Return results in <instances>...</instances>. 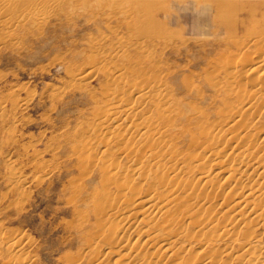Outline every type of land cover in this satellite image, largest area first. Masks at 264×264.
<instances>
[{"label": "rangeland", "instance_id": "obj_1", "mask_svg": "<svg viewBox=\"0 0 264 264\" xmlns=\"http://www.w3.org/2000/svg\"><path fill=\"white\" fill-rule=\"evenodd\" d=\"M49 1L0 0V264L14 255L25 264H123L121 256L132 247L153 263L174 264L162 249L143 245L147 235L136 224L115 240L109 233L117 223L107 217L122 209L118 197L134 196L121 187L147 192L142 181L146 171L137 178L140 171L130 164L157 143L129 132V123L120 117L98 131V119L102 124L107 106L115 111L136 104L137 124L147 118L152 125H166L160 130L165 141L154 138L163 142L155 152L161 157H170L173 150L172 157L181 154L170 165L167 159L162 163L173 168L187 192L194 189L196 197L201 195L202 188L195 189L201 172L214 176L218 167L186 159L203 156L204 147H196L201 131L214 127L211 131L220 134L217 125L230 114L225 106L233 103L236 109L237 100L224 95L231 83L235 91L259 93L254 88L260 72L249 75V66L243 67L264 53V0ZM128 83L149 95L160 86L166 94L157 103L154 96L142 102L130 96L134 90ZM160 102L164 111L171 110L168 120L167 113L156 111ZM250 122L251 134L261 131L255 141L264 138V112ZM225 139L220 144L227 154L231 145ZM110 141L113 145L105 149ZM257 148L264 156V142ZM103 160L119 167L116 183L107 188ZM216 176L213 184L221 202L229 183L221 181L224 175ZM14 178L25 182L15 186ZM177 195L187 198L183 190ZM234 200L230 196L228 204ZM176 231L188 228L177 226ZM8 242H17L18 254ZM198 252L196 246L192 255Z\"/></svg>", "mask_w": 264, "mask_h": 264}, {"label": "bare ground", "instance_id": "obj_2", "mask_svg": "<svg viewBox=\"0 0 264 264\" xmlns=\"http://www.w3.org/2000/svg\"><path fill=\"white\" fill-rule=\"evenodd\" d=\"M51 2H53V0ZM218 6H220V4ZM126 14H128V12ZM118 40L120 41V39ZM119 53H121V51ZM263 54L264 53H262V56L261 54H256L258 56L255 55L256 57H251L249 59L247 58L248 60L244 62L245 65L239 63L241 66L244 65L243 68L249 66V75H254L260 72V74L258 73V82H256L257 80L255 81L256 86L254 88L255 91L259 93L249 95V91L247 93L245 88L240 90L237 87V90L239 89V91H235V86H233L234 92L232 91L233 84L231 83V86H229V89L224 92V95H226L227 98L234 97L237 100L238 105L236 106V109L233 110L235 105L231 107L233 103H231L232 105L225 103L228 104V106L225 107L229 108L230 114L228 111V113L225 112L227 113V116L229 114L228 118L225 117L228 119L227 121H225L226 119L223 117L225 113L222 115L221 119L224 120L223 122L221 120V122H219L220 125H217L222 127L220 129L221 132L219 131L220 134H214L216 130L214 127H212V129H215L213 130L214 132L211 131L212 129L202 130L198 141L199 143H196V147L197 149L204 147L202 150L204 155L198 156L197 159H193L191 158L192 156H188L186 159V161L192 163L194 160H197L196 162L200 163L198 166H204V164L207 163V166L209 165V167H218L219 172L216 175H224V178L221 181H224L226 184L229 183L227 185V190L224 192L225 198L223 197L221 202L217 201V198L219 197H216L218 188H216V186L213 184V180H215L214 178L217 177L216 175L212 176L207 172H201L202 174L197 180L198 182L195 183V189L198 190L199 187L202 188L200 190L201 195L196 197L195 190L192 189L191 192H187L189 190H187L188 186L186 184L182 185V179L179 178L172 167L167 166L166 163L170 165V163L173 162V160L179 158L181 154H179V152L176 153L177 156L179 154V157H172V155L177 152L173 150L170 151L172 153L174 152L173 154L169 153L171 154L170 157H161L162 155L159 154L161 152L158 153L160 148L159 146L163 145L161 140L164 139L166 135V133L163 131L161 132L160 130H162V128L166 125L161 123L152 125L151 121L147 118L142 121L139 118V122L141 121V123L137 124L136 122L138 118H136V120L135 115L139 111V108L136 106V104H126L124 107H118V110L115 111L113 109H109L110 106H107L105 111H103L102 114L100 113V116H102L100 117L102 124H100V120L98 119V131L99 129L101 130L104 128L103 126L107 125L105 123L108 121L115 123L120 117L124 118L125 122L127 121L129 123L131 129H128L129 132L133 130L134 132L140 134V137L138 138L142 140L153 139V142L157 144L160 139L158 140L157 138L156 141L154 138L157 135H159V138H161L159 146L154 144V149L149 151L147 156L144 155V157H141L142 160L134 159L130 164L134 172L140 171L138 177L135 175L134 181H138L137 178H140L142 171H146V176L143 177L142 181L148 185V190L147 192H141V190H137L132 187H126L124 185L121 187L122 192L126 194L129 192L134 196L129 200H126V195L119 196L118 198L121 200L120 205L122 209L117 215L114 214L107 217L106 219L110 221L113 219L116 220L117 226L111 227L108 230L114 240L119 236H122L129 229L128 225L136 224L137 226L142 227L143 234L147 235L146 241L143 243V245L150 246L155 249H162V253L168 255V259H171L174 264H264V156L258 151L257 148L258 145L264 142V138H260L259 140L255 141L256 136L258 138L261 131H255L252 134L250 133L252 129V127H250V121H252V118H254V116H256L259 111L264 112ZM114 58L115 56H113V59ZM247 63L248 65L246 66ZM236 64L237 63H235V65ZM232 74L233 73H231V75ZM234 74H236V70ZM235 78L236 76H234L233 82L236 80ZM113 79H115V77H113ZM117 79L118 80H115H121L122 76L117 77ZM116 81L113 82L116 83ZM119 83V86H122L123 88L122 82L120 81ZM128 86L132 87V91L134 90L130 96L132 95L134 98L137 97V99L142 102L150 100L151 98H149V96H154L152 100L154 99L155 101L160 98L162 99V97L164 98L166 94V92L160 86L156 85L154 86L155 88L153 87L154 93L152 92L153 94L151 95L148 94V90L147 92L136 85L133 86V83H128ZM114 93L115 92H112L110 94ZM105 95L106 97L109 96L108 93ZM119 95L120 94H117V96ZM257 95L259 96L258 98ZM114 96L116 97V95H113V100ZM120 97L121 96H119V98ZM108 98L109 97H107V99ZM119 98L117 97V99L121 101ZM108 102L106 101L105 105H108ZM157 102L155 101V103ZM161 103L162 102L156 106V111L157 113H161V115L167 113L166 118L168 120V115L171 113V110L168 108V110L165 109L166 111H164L163 108L166 106L163 107ZM122 105H124V103H122ZM163 122L165 124L167 123L168 125V122ZM152 131L156 133L153 135L151 134ZM193 137L194 136L191 135L194 146L195 139H193ZM222 137H226L224 144L231 145V148L227 154L224 153L225 149H223L222 144H220ZM149 141L148 143H150L149 146L151 147L152 141ZM201 141L202 143H200ZM112 145L113 142L110 141L104 146V148L108 149ZM156 149H158L157 152H155ZM169 149H171L170 146ZM89 157H91V154ZM164 159L168 160L165 164L162 163ZM101 165L103 170L102 178L105 179L104 186L106 187L109 182L115 184V179L118 178L119 167L113 166L112 164L108 163L107 160L101 161ZM250 165H252L251 168ZM12 182L15 186L19 187L20 185H23L25 181L21 180L20 178H14L12 179ZM179 190L186 191L187 198L179 199V196L177 195ZM208 195L210 196L208 197ZM212 195H214V198ZM230 196H234L235 200L228 204V199ZM211 201L214 203L217 202V204L212 205L214 203L212 202V204H210ZM110 202L112 203L113 201L111 200ZM213 208L214 210L216 209L217 211H221L219 217H223L224 222H221L220 218L217 217L215 213L211 212ZM120 213L121 215H119ZM177 226H187L188 231L178 233L176 231ZM257 231H262V234L256 235ZM178 244H181L180 248L175 249L176 245ZM220 245L225 248L223 251L219 249ZM196 246L200 248V252L192 255L193 248ZM7 247L11 251H17L16 253H19V245L17 242H8ZM132 248L127 250L126 254L121 256V261L125 262L123 264H156L152 262V259L140 256ZM184 255L187 257H184ZM17 256L18 255H14L13 258L11 257V260L8 261V264H19L21 261L18 260L19 258Z\"/></svg>", "mask_w": 264, "mask_h": 264}]
</instances>
